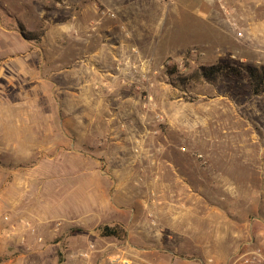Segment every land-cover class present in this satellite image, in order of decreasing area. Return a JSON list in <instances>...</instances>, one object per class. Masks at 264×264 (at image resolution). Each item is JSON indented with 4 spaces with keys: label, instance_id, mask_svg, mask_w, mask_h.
<instances>
[{
    "label": "rangeland",
    "instance_id": "rangeland-1",
    "mask_svg": "<svg viewBox=\"0 0 264 264\" xmlns=\"http://www.w3.org/2000/svg\"><path fill=\"white\" fill-rule=\"evenodd\" d=\"M87 3L107 18L79 31L73 17ZM61 20L71 34L101 33L139 51L115 62L132 73L127 88L138 101L118 147L104 123L80 141L60 137L51 89L15 73L40 64L27 44ZM223 65L240 72L211 83L200 76ZM247 68L264 71V0H0V264H59L65 249L103 238L102 226L81 233L59 213H134L137 227L166 234L175 213L178 225L194 224L187 255L207 245L225 264H264V93L252 94ZM36 85L43 98L34 106L53 115L48 136L24 120ZM123 220L114 226L120 242Z\"/></svg>",
    "mask_w": 264,
    "mask_h": 264
},
{
    "label": "crops",
    "instance_id": "crops-1",
    "mask_svg": "<svg viewBox=\"0 0 264 264\" xmlns=\"http://www.w3.org/2000/svg\"><path fill=\"white\" fill-rule=\"evenodd\" d=\"M108 8L106 11L109 10ZM103 17H105L104 12L100 13L94 3H87L73 17V20H75L74 23H77L79 31H85L89 30L90 26L95 29L101 26L100 20ZM69 26L71 24L61 20L54 31L51 29L40 36L39 45L27 44L28 49L30 47V50L26 52L27 58L40 54L41 62L39 65H18L15 73L30 75L31 78L34 77L45 87L51 89V95L47 94L45 97L51 96L52 101L54 98L59 107L60 113L56 122L57 130L62 134L60 137H65V134L69 133L80 141L82 137H92L98 124L104 123L103 131L111 134L110 138L114 139V145L118 147L128 137L124 133V128L121 127L122 123L123 126H127L130 120L134 122L137 120L134 115L137 111L138 101L127 88L129 80L126 76L132 73L127 68H119V71H115V62L121 58L136 57L139 51H136L137 53L134 55L131 52L134 47L130 51L122 50V39L112 38L113 42L106 44L107 39L111 36L104 39L101 33L71 34L68 31L70 30ZM122 26L125 28L124 25ZM104 34H107V31H104ZM38 73L42 76L36 78ZM40 87L41 85L32 87L31 91L25 95L26 101L29 102L28 106L33 108L25 111L24 120L29 123V119L32 118L34 125L38 126L39 123L40 129L44 130L45 135L48 136L53 115L38 112L34 106L37 104L35 100L42 97L38 94ZM47 102L50 104L49 100ZM17 106L20 105L14 107L18 108ZM121 112H123L121 115L125 118V122L119 121ZM116 184L120 185L121 183ZM125 214L59 213L58 215L62 217L66 228L71 224V226L79 228L81 233H91L99 226L124 225L123 218H127L129 224L125 227V242L103 237L98 242L92 243L88 238L85 247L81 242L70 250L65 249L63 260L59 264H108L107 260L112 262L117 258L124 259L126 264H148L150 261L147 257L155 250L156 264H225L222 250L217 248L215 254L210 255L207 245L186 254L184 251L187 247L185 235L192 230L194 224L184 222L188 226L178 225L181 222L174 219L178 216L175 213H169L173 219L168 222L167 234L161 231L154 232L152 228L137 227L133 224L134 213ZM204 214L207 223L209 213ZM135 236L142 240L143 245H139V242L134 240ZM155 243L156 248L150 246ZM217 246L219 247L218 243ZM200 247L203 246L200 245ZM111 252H121L122 256L115 254L116 256L111 258L108 256Z\"/></svg>",
    "mask_w": 264,
    "mask_h": 264
},
{
    "label": "trees",
    "instance_id": "trees-1",
    "mask_svg": "<svg viewBox=\"0 0 264 264\" xmlns=\"http://www.w3.org/2000/svg\"><path fill=\"white\" fill-rule=\"evenodd\" d=\"M239 70L234 68H229L227 66H212L208 68H202L200 70V76L203 77L207 82H212L214 78L222 75H237ZM246 74L248 75V81L250 89L253 95H260L264 93V71H257V69L247 68ZM101 237H112L115 239H121L120 233L117 231L116 227L102 226L99 228ZM75 232H79L76 229Z\"/></svg>",
    "mask_w": 264,
    "mask_h": 264
},
{
    "label": "built area",
    "instance_id": "built-area-1",
    "mask_svg": "<svg viewBox=\"0 0 264 264\" xmlns=\"http://www.w3.org/2000/svg\"><path fill=\"white\" fill-rule=\"evenodd\" d=\"M253 259H255V257Z\"/></svg>",
    "mask_w": 264,
    "mask_h": 264
}]
</instances>
